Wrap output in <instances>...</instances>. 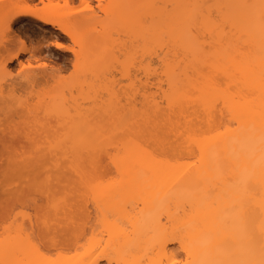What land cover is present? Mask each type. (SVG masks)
Wrapping results in <instances>:
<instances>
[{
  "label": "bare ground",
  "instance_id": "obj_1",
  "mask_svg": "<svg viewBox=\"0 0 264 264\" xmlns=\"http://www.w3.org/2000/svg\"><path fill=\"white\" fill-rule=\"evenodd\" d=\"M154 1L176 4V10L167 15L162 9L164 15L152 16L151 10L152 13L142 11L150 4L149 0H0V15L16 14L14 25L25 19L29 23L41 21L30 15L31 11H57L44 9L45 4L119 6L107 9L105 17H78L69 24L86 34L82 48L68 33L55 25H51L55 29L52 31L47 21H41L44 34H59L63 43H70L68 48L75 55L74 66L81 77L77 74L78 80L74 78L76 81L71 82L69 77L60 80L61 72L56 76L34 70L31 79L24 80V87L22 84L17 87L18 83L5 85L0 80V104L8 107L0 114V142L10 149L6 155L1 153L0 159L6 156V163L18 167L21 173L37 165L31 159V140L13 135L10 130L26 118V109L17 106V97H24L28 106L39 103L44 109L53 110L71 99L62 117L41 121L44 135L39 137L40 143L62 133L73 139L110 141L120 131L117 128L133 122L142 124L149 129L148 135L141 138L145 152L118 137L114 141L119 145L114 155H119L120 166L110 164L107 159L97 162L94 175L105 181L104 196L99 203L88 198L79 201L76 224L61 230L64 244H69L68 250L64 246L66 264H79L97 245L101 252L92 258L96 264H103V260L106 264L141 260L150 264L161 256L165 260L172 257L199 264L207 258L210 244L217 255L227 249L234 258L258 260L259 229L264 221V183L260 181V136L264 127V32L258 7L261 0H213L209 8L199 6L201 10V6L206 8L202 19L197 14L201 11L199 7L198 18L195 12H190L191 4L185 7L190 8V14L182 17L183 13L179 14L183 10L179 6L182 0ZM42 51L41 46L34 53L23 54L28 55L27 62L33 69L43 64L44 61L35 63ZM122 56L129 61L121 63ZM10 62L13 61H4L0 44L1 75L5 64L12 72ZM120 65L128 82L118 86L119 82L117 85L110 75L114 76ZM81 67L84 68L80 70ZM38 74L47 83L46 92L43 97L33 98V93L42 89L36 85ZM224 90L226 101L221 95ZM107 125L116 128L115 133L112 128L109 130L111 136L105 133ZM56 162L49 156L47 164L36 167L42 177L37 180L42 195L45 193V197L52 199L76 183L71 171L56 172ZM69 165L89 171L92 161L77 153ZM30 169L34 174V168ZM22 174L23 178L29 176L26 171ZM248 177L252 179L245 190L239 182ZM113 179L118 182L108 185L107 181ZM25 213L24 221L19 216L21 225L27 223ZM16 214L10 213L11 218ZM9 221L11 225L12 219ZM2 235L0 240L9 232ZM70 249L74 252L70 253ZM11 258H31V254L13 247Z\"/></svg>",
  "mask_w": 264,
  "mask_h": 264
},
{
  "label": "snow or ice",
  "instance_id": "obj_2",
  "mask_svg": "<svg viewBox=\"0 0 264 264\" xmlns=\"http://www.w3.org/2000/svg\"><path fill=\"white\" fill-rule=\"evenodd\" d=\"M17 8H31V5H16ZM119 7L118 5H104L96 3H82V4H58V5H43L44 9H56V12H41L31 11L29 14L37 17L41 21H47L49 25H55L56 29L68 33L79 48L83 47L86 39V34L77 26L69 27V24L78 17H88L95 15L97 19L105 17L107 9ZM260 20L261 29L264 32V0H261ZM16 14L6 15L3 20V25L0 27V44L3 45L4 61L12 60L14 63L19 62L20 72H9L5 64L3 81L5 85L10 77H19L24 80L31 79L30 73L35 71H42L45 75L48 73L59 76V70L54 65H49L47 61L43 63L39 69H33L32 64L21 59L23 54L34 53L37 47L43 46V50L50 53H55L57 49H64L67 47L62 42L63 37L59 34L45 33L43 39L37 38V33L32 32L31 38L24 34L21 30L20 34L13 31L15 25L13 20ZM31 31V29H28ZM52 31H55L53 29ZM74 52H79L77 48ZM71 75V74H70ZM60 80L65 77L60 76ZM46 90L41 89L33 93V98L36 96L43 97ZM221 95L227 100V91H222ZM19 103L18 107L26 109V118L17 122V126L11 128V132L16 136H27L32 142V156L33 162L37 163L39 167H43L48 163V157L51 156L56 160L55 169L59 173L61 171H71L76 177V183L70 188L64 190L63 195L57 199L48 198L46 202L31 214V223L27 226L19 223L20 213L12 217V224L6 223L5 231L9 232L3 240H0V264H66L64 260L63 235L61 230L66 226L71 228L77 222L75 215L76 205L84 198L95 200L99 203L104 196V189L106 187L105 181L99 179L94 175V169L97 167V162L108 160L110 164L117 167L120 166V157L118 154L114 155V150L119 145L114 143L118 137H123L129 144H134L139 152H145L146 149L141 143V138L148 135L149 129L142 124L138 126L135 122L123 127L116 136L112 137V141L107 138L90 139L85 141L83 137L80 139H73L68 133H62L57 137H53L46 143H40L39 137L44 135L40 124L41 121H46L50 117H62L66 114V109L69 108L72 101L64 100L61 106L56 109H44L39 103L35 106H28L25 104L24 97L16 98ZM7 127V126H6ZM261 143V164L262 170L260 174V181L264 183V127L261 129L260 136ZM80 156H87L92 161L89 171L77 170L69 165V161L75 154ZM49 167V171H51ZM55 177H49L51 182ZM252 177H248L240 181L245 190L248 182ZM118 181L113 179L107 181L108 185L116 184ZM46 191V189H45ZM29 197L35 195L39 197L42 195L39 189L34 193H29ZM11 229V231H10ZM260 255L259 259L241 260L234 258L232 253L225 249L223 254L217 255L211 251V244L209 251H207L206 259L199 261V264H264V221L260 225ZM162 243V242H161ZM13 247L17 249H24L31 254V258L13 259L11 258V251ZM188 251V249H185ZM101 252L99 245L95 246L93 250L87 254L85 260L80 261L79 264H96L92 258ZM80 253L78 252L77 255ZM191 256V252L188 253ZM121 264H143L141 261H121ZM150 264H193L191 260L180 261L172 257L165 260L163 256L154 259Z\"/></svg>",
  "mask_w": 264,
  "mask_h": 264
},
{
  "label": "rangeland",
  "instance_id": "obj_3",
  "mask_svg": "<svg viewBox=\"0 0 264 264\" xmlns=\"http://www.w3.org/2000/svg\"><path fill=\"white\" fill-rule=\"evenodd\" d=\"M195 0H182L181 2H180V7L181 8H183V10H185L186 9V11H183L182 9L179 11L180 13V15L183 13V15H182V17L184 16V14L186 13L187 15H189L190 14V12H192V13H194L195 12V14H196V12L198 11V9L199 10H201L200 9V5L202 4V5H207L208 6V4H210L211 6H213V4H212V2H214L213 0L211 1H209V0H203V1H199V2H197L198 0H196V2H194ZM148 3H150V4H148L147 6V8L145 7L144 8V10L142 9V11H145V9H147V12L149 11V10H151L152 12H150V13H152V16H156V14H162V13H167V15L168 14H171V13H173V12H175V10H176V4H174V6L171 4V3H168L167 5H165L163 2H160L159 3V1L157 2V1H154V0H149V2ZM153 3H154V5H153ZM199 3V4H198ZM188 4L190 5V7L191 8H193L191 11H190V8L189 7H187L188 8V10H187V8H185L186 6H188ZM150 6V7H149ZM165 6V8H163ZM195 7V8H194ZM199 7V8H198ZM202 7V9L206 12V8L204 7L203 8V6H201ZM174 8H175V10H174ZM198 8V9H197ZM207 8H209V6L207 7ZM162 9L164 10V12H161L162 11ZM180 9V8H179ZM197 9V10H196ZM174 10V11H173ZM203 10H201L202 11V13H201V11H199L197 14L199 15V13H200V16H201V14H204L205 12L203 11ZM141 11V9H140V11L139 12H142ZM159 11L161 12V13H159ZM190 11V12H189ZM138 12V13H139ZM171 12V13H170ZM189 14H188V13ZM149 13V14H150ZM164 13V14H165ZM164 14H162V15H164ZM186 14H185V16H186ZM195 15V18H198V15ZM166 15V16H167ZM192 15V14H191ZM197 16V17H196ZM193 17V16H192ZM195 18H194V20H195ZM202 19V16L201 17H199V19ZM195 20V21H200V20ZM3 20H4V17L2 16V15H0V22H3ZM41 24H42V22L41 21H39L38 23H29L28 22V20L27 19H25V20H23L21 23H17V24H15V27H14V29H13V31L14 32H16V33H20L21 32V30H24V34L25 35H28L30 38H31V36H32V32H36L37 33V38L38 39H43V34H44V30L42 29V27H41ZM49 29H51V30H53L54 29V27H52L51 25H49V26H47ZM28 29H31V31H28ZM68 44H70V43H68ZM68 44H67V47L66 48H64V49H57L56 50V52L55 53H50V52H46V51H42L41 52V54H40V59L38 60V61H36L35 63L36 64H38V62H42V61H47L50 65H54L58 70H59V75H60V72H61V76L63 75V77H69L68 78V80L69 81H76L74 78H76L75 76H77V74H78V76L79 77H81L80 76V74H79V72H78V69H76L75 68V64H74V62H75V55H74V53L68 48ZM41 47V46H40ZM43 47V46H42ZM27 58H28V55H22L21 56V59L22 60H24L25 62H27ZM121 60H122V62L121 63H125V62H127V60L128 59H125V57L124 56H122L121 57ZM125 60V61H124ZM129 61V60H128ZM44 62H42V63H44ZM122 65V64H121ZM119 66L120 68V70L119 69H116V70H114L115 71V74H114V72H113V75L114 76H112V75H110V77L112 78V77H115V80H116V84H117V82H119V85L118 86H121L122 84H125V83H127L128 82V78H127V76H125V73H124V70L122 69V71H121V68H123L122 66ZM156 66H158V65H156ZM19 67H20V64H19V62L17 61V62H10V65H9V68H10V70L12 71V72H15V73H18V70H19ZM76 67H78V66H76ZM79 68V67H78ZM84 68V67H83ZM82 67L80 68V70H82L83 69ZM136 68V67H135ZM135 68H133V70L135 69ZM135 71V70H134ZM82 73V72H81ZM71 74V75H70ZM41 75V74H40ZM39 74H38V76H37V78H36V80H38V81H36V85H38L39 84V86L40 87H37V88H41L42 87V89L44 88V89H46V87H47V83L45 84L44 83V80H42L43 78L40 76ZM82 78H84V75L82 74ZM2 77H3V75H1L0 74V80H2L3 81V79H2ZM78 77V78H79ZM42 78V79H41ZM81 78V79H82ZM77 79V78H76ZM114 79V78H113ZM78 80V79H77ZM1 81V82H2ZM127 81V82H126ZM40 82V83H39ZM3 83H5L4 81H3ZM8 83H14L15 85L17 84V87H21V84H22V86L24 87V86H26V82L24 81V79H21V78H19V77H10L9 78V81L7 82V84ZM25 83V84H24ZM6 84V85H7ZM108 97H109V95H107ZM104 97H106V96H104ZM107 99V98H106ZM105 99V100H106ZM159 99H160V97H159ZM125 103V99L123 98L122 99V101H121V103ZM122 103V104H123ZM141 103V102H140ZM138 104H139V100H138ZM6 104H0V114H3L4 113V111L5 110H7L8 109V107H6L5 106ZM141 107H142V104H139ZM139 106V107H140ZM141 107L140 108H138V105H137V108L138 109H141ZM126 113V112H125ZM127 114V113H126ZM130 116H131V114H130V112L128 113ZM127 114V115H128ZM128 115V116H129ZM112 126V125H111ZM114 126V125H113ZM115 126H116V124H115ZM108 127V128H107ZM109 125H107L106 127H105V133H107L108 134V132H109V135H110V129L112 128V127H110ZM125 127V126H124ZM108 129V131H107V129ZM113 128H115V127H113ZM112 128V131H114L113 133H115V131H116V128H115V130ZM123 128V127H122ZM118 130H121L120 129V127L119 128H117ZM117 130V131H118ZM112 132H111V134H113ZM118 133V132H117ZM106 134V135H107ZM115 135V134H114ZM117 135V134H116ZM111 136V135H110ZM110 136H109V139H111L110 138ZM110 141H112V139L110 140ZM0 144H2L1 142H0ZM9 144V143H8ZM5 145H7V144H2V145H0V154L2 153H7V151L9 152V148H5L4 146ZM10 145H8V147H9ZM19 148L21 147V148H24L22 145H17ZM13 146H11V148H12ZM18 147L16 148V150H18ZM14 149V148H13ZM25 149H27V148H25ZM21 151H22V149H20ZM16 152H18V151H16ZM15 152H10V154L12 155V154H14ZM18 153H20V152H18ZM9 154V153H8ZM10 154H9V156H10ZM6 155V154H5ZM15 155V154H14ZM2 157V159H0V162H3V163H5V165H3V167H1V164H0V238L3 236L2 235V233H4L5 234V231H3V229L5 228V225H6V223L7 224H9V220H11V216H10V213H11V215L13 214V213H18L19 211L20 212H22L23 214L25 213V216L27 215V220H25L26 222V225L27 224H29V222H31V221H29V216L31 217V214L34 212V211H36V209L37 208H39V207H41L45 202H46V200L48 199L47 197H45V196H47L45 193H44V195H40L39 197H37V196H35V195H33V196H31V197H29V193H34L35 192V190H37V188H38V185H36L35 183L37 182V180H39V179H42V177H41V175L40 174H38L37 172H39V170L37 171L36 170V167L37 168H39V166L38 165H36V164H33L34 165V167L32 166H30L31 167V169L32 168H34V170H32V171H34L33 173L34 174H32L31 172H29V169L28 168H26V169H28V170H23V172L25 173V171H26V174L28 175L29 174V176H26L25 175V177L23 178V176H24V174H22L21 173V169H20V171H18L17 170V168H13L11 165H9L10 163H9V159H8V163L9 164H7L6 162L7 161H5V157L6 156H1ZM11 157V156H10ZM17 157V156H16ZM14 157L12 156V159H13ZM15 159V158H14ZM7 160V159H6ZM13 161V160H12ZM14 162V161H13ZM12 164H14V163H12ZM23 169V168H22ZM31 169H30V171H31ZM27 172H29V173H27ZM41 173V172H40ZM40 175V176H39ZM41 177V178H40ZM44 177V176H43ZM26 179V180H25ZM30 179H31V181H30ZM23 180H25V182L23 181ZM22 181V182H21ZM35 181V182H34ZM24 182V183H23ZM39 182V181H38ZM37 182V184H39ZM22 184V185H21ZM20 186V187H19ZM39 188L38 189H40L41 188V185L39 184ZM26 188V190H25V188ZM18 188H20L21 190L24 188V192H23V190L21 191V190H17ZM43 190V189H42ZM65 190V189H64ZM40 191H41V189H40ZM41 193H43L42 191H41ZM61 194H62V191H61ZM58 195H60V193L58 194ZM35 197V198H34ZM57 197V196H56ZM59 197V196H58ZM33 198V199H32ZM90 205V208L92 207L91 205L92 204H89ZM92 210H93V207L91 208ZM90 209V210H91ZM25 211V212H23V211ZM89 210V211H90ZM90 211V213H91V215H93L94 214V212L93 211ZM14 211V212H13ZM13 212V213H12ZM21 214V213H20ZM23 214H22V216H23ZM22 216L20 215V219L22 220ZM94 216V219H95V214L93 215ZM10 217V218H9ZM24 217V216H23ZM91 219H92V217H91ZM93 219V220H94ZM21 220H19V221H21ZM22 221H24V219L22 220ZM11 224V223H10ZM25 225V224H24ZM25 225V226H26ZM6 234H8V233H6ZM67 237V236H66ZM68 237H70V236H68ZM67 238H65V240H66ZM68 240V239H67ZM68 242V241H67ZM65 243V241H64V239H63V247L65 246H67L68 248H66V250H68L69 249V244L68 243H66V244H64ZM172 246H175L174 244L172 245ZM65 247L63 248L64 249V252H66L67 253V251H65ZM71 250V249H70ZM70 253H72V252H74V250H71V251H69ZM104 262V263H103ZM103 264H106V261L105 260H103Z\"/></svg>",
  "mask_w": 264,
  "mask_h": 264
}]
</instances>
